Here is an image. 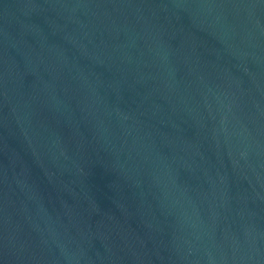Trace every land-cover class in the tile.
<instances>
[{
    "label": "water",
    "instance_id": "1",
    "mask_svg": "<svg viewBox=\"0 0 264 264\" xmlns=\"http://www.w3.org/2000/svg\"><path fill=\"white\" fill-rule=\"evenodd\" d=\"M0 264H264V0H0Z\"/></svg>",
    "mask_w": 264,
    "mask_h": 264
}]
</instances>
